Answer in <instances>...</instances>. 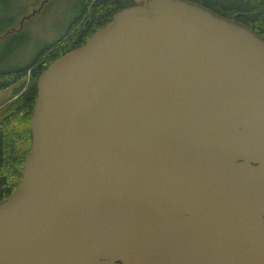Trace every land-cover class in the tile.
I'll use <instances>...</instances> for the list:
<instances>
[{"label": "water", "instance_id": "1", "mask_svg": "<svg viewBox=\"0 0 264 264\" xmlns=\"http://www.w3.org/2000/svg\"><path fill=\"white\" fill-rule=\"evenodd\" d=\"M37 77L0 264H264V38L137 0Z\"/></svg>", "mask_w": 264, "mask_h": 264}, {"label": "trees", "instance_id": "2", "mask_svg": "<svg viewBox=\"0 0 264 264\" xmlns=\"http://www.w3.org/2000/svg\"><path fill=\"white\" fill-rule=\"evenodd\" d=\"M84 0L86 25L73 22L69 31L50 42L29 65L0 71V89L11 85L15 97L0 112V201L17 188L22 164L30 150L31 113L36 97L37 76L47 63L70 47L81 45L89 34L106 24L112 14L135 0ZM199 3L219 16L236 20L264 38V0H189ZM84 21V20H83ZM76 26V27H75ZM82 30L85 32L81 35Z\"/></svg>", "mask_w": 264, "mask_h": 264}, {"label": "rangeland", "instance_id": "3", "mask_svg": "<svg viewBox=\"0 0 264 264\" xmlns=\"http://www.w3.org/2000/svg\"><path fill=\"white\" fill-rule=\"evenodd\" d=\"M83 8L84 0H0V71L30 65ZM11 87L0 89V112L15 97Z\"/></svg>", "mask_w": 264, "mask_h": 264}, {"label": "flooded vegetation", "instance_id": "4", "mask_svg": "<svg viewBox=\"0 0 264 264\" xmlns=\"http://www.w3.org/2000/svg\"><path fill=\"white\" fill-rule=\"evenodd\" d=\"M92 2L94 1V0H91ZM135 1H137V0H135ZM85 12L84 11H82V13L80 14V16H79V22H77L76 24H79L80 22H81V20L84 18V21H83V26H85L86 25V22L88 21V18H86V16H85ZM80 25V24H79ZM85 31L84 30H82V33H81V35H83V33H84Z\"/></svg>", "mask_w": 264, "mask_h": 264}]
</instances>
